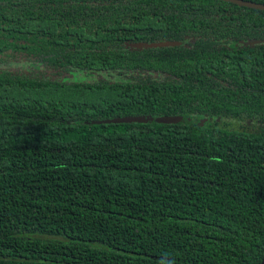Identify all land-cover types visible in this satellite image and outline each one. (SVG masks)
Listing matches in <instances>:
<instances>
[{
    "label": "trees",
    "instance_id": "obj_1",
    "mask_svg": "<svg viewBox=\"0 0 264 264\" xmlns=\"http://www.w3.org/2000/svg\"><path fill=\"white\" fill-rule=\"evenodd\" d=\"M0 264H264V0H0Z\"/></svg>",
    "mask_w": 264,
    "mask_h": 264
},
{
    "label": "water",
    "instance_id": "obj_2",
    "mask_svg": "<svg viewBox=\"0 0 264 264\" xmlns=\"http://www.w3.org/2000/svg\"><path fill=\"white\" fill-rule=\"evenodd\" d=\"M179 43L175 41H161L153 43H132L131 47L141 49V48H162V47H176ZM152 120L149 117L144 116H127V117H118L107 121H98L95 123H104V124H130V123H146ZM182 121L180 116H164L154 118V122L158 124H176Z\"/></svg>",
    "mask_w": 264,
    "mask_h": 264
},
{
    "label": "rangeland",
    "instance_id": "obj_3",
    "mask_svg": "<svg viewBox=\"0 0 264 264\" xmlns=\"http://www.w3.org/2000/svg\"><path fill=\"white\" fill-rule=\"evenodd\" d=\"M24 66L25 68H28V65L25 64H18L16 66ZM22 66V67H23ZM52 73V72H51ZM100 77H108L106 74L104 73H74L73 76L70 78V76L68 75L67 78H69V80H77V81H91V80H96ZM189 122H194L197 123L199 125H208L211 123V120L206 119L204 117H191L190 119H188Z\"/></svg>",
    "mask_w": 264,
    "mask_h": 264
}]
</instances>
